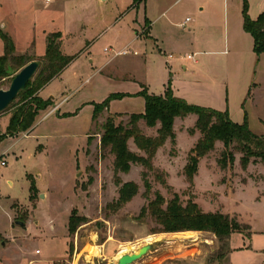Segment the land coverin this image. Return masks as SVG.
<instances>
[{
	"label": "rangeland",
	"instance_id": "rangeland-1",
	"mask_svg": "<svg viewBox=\"0 0 264 264\" xmlns=\"http://www.w3.org/2000/svg\"><path fill=\"white\" fill-rule=\"evenodd\" d=\"M131 2L0 0V30L11 36L14 55L40 60L24 94L0 112V136L5 137L0 143V264H116L123 247H128L124 254L131 253L152 240L157 248L132 264H229L228 242L221 243L212 232L154 233L160 225L141 210L156 191L166 199L176 192L184 204L192 197L205 212L229 214L245 226L244 233L264 232L260 162L244 171L236 153L234 164L222 169L218 159L225 146L218 141L199 159L196 183L187 182L183 167L200 137L188 132L194 116L175 119L176 144L169 141L158 149L153 170L136 163L119 173L122 183H136L138 192L120 208H107L118 199L121 185L114 156L101 150V125L108 115L127 122L128 113L143 112L145 89L164 95L170 86L188 103L226 111L234 122H246L264 136V51H255L244 28L245 9L256 19L264 13V0H145L130 7ZM145 16L152 22L147 33L155 40L146 34L136 37L131 53L115 56L135 30L143 34ZM188 16L192 21L183 27ZM52 34L63 53L75 57L41 88L37 74ZM196 51H204L196 57L200 63L186 59L187 70L181 66L184 59L168 55ZM8 63L15 73L22 69ZM15 73L0 81V89L9 87ZM117 94L122 96L110 98ZM39 98L51 104L36 113L25 131L10 130L16 111ZM109 98L110 112L103 109L93 120L94 105ZM157 127L143 131L156 135ZM129 147L146 155L133 139ZM158 170L166 183L157 178ZM144 171L152 186L148 196ZM72 214L88 219L74 234L68 230ZM243 240L238 235L232 243ZM255 243L264 246V233H257ZM235 258L238 264H264V251L253 256L238 252Z\"/></svg>",
	"mask_w": 264,
	"mask_h": 264
},
{
	"label": "trees",
	"instance_id": "trees-1",
	"mask_svg": "<svg viewBox=\"0 0 264 264\" xmlns=\"http://www.w3.org/2000/svg\"><path fill=\"white\" fill-rule=\"evenodd\" d=\"M145 0H133L131 7L138 6ZM147 23V22H146ZM244 28L253 37L254 49L257 53L264 51V13L256 19H252L247 10L244 11ZM59 36V33H57ZM0 36L4 42V54L0 55V81L12 75L11 71L16 72L8 62L25 66L34 60L25 55H14L15 44L6 33L0 30ZM61 41L54 35L48 36L46 51L41 60L43 65L37 74L39 87H43L59 75L63 69L72 62L75 56L65 55L62 51ZM40 61V60H39ZM29 83V82H28ZM28 85V84H27ZM24 94L22 90L18 97ZM145 98V110L141 113H131L127 122L116 121L115 115H108L101 125L100 147L102 151L108 150L113 156V170L119 187L118 199L109 204V207L120 208L138 192V186L134 182H123L119 173L129 172L133 164H142L148 170H153V158L158 149L167 140L173 145L176 144V132L174 123L176 118H186L190 114H195L197 119L195 125L188 129L194 135L200 133L193 152L188 157L184 166V175L190 185L194 184V177L198 173L200 158L208 155L216 148L218 141L224 143V150L221 153L218 163L222 169L229 168L235 162L236 153H240L239 163L242 170L246 171L252 162H260L264 165V136L255 133L246 122H234L228 112L219 111L195 104H190L186 99L174 95L170 86L164 95L150 94L147 89L142 92ZM122 96L121 94L111 95V97ZM109 99L94 105L93 120H96L103 109H109ZM34 102V103H31ZM30 103L23 105L14 114L9 129L14 132L25 131L34 121V117L39 110L47 108L51 103L43 99H32ZM118 116V114H117ZM140 122H145L149 128L157 127L156 135L146 134ZM0 136V143L4 140ZM133 139L138 149L146 155L134 152L129 147V141ZM199 155V157L196 156ZM157 178L166 183L165 176L158 170ZM145 194L148 196L152 190L148 173L143 172ZM149 213L160 226L154 233L177 232L187 230L209 231L215 234L217 239L223 243L228 242L231 235L235 232L244 233L245 226L237 218L222 212H205L197 202L190 197L184 204L178 193H173L172 198L166 199L163 194L156 191L155 197L150 199L148 204L143 206L141 214ZM88 221L85 216L72 214L69 218L68 230L74 234L76 229ZM250 237L251 233H245ZM74 248V243H69V252Z\"/></svg>",
	"mask_w": 264,
	"mask_h": 264
},
{
	"label": "crops",
	"instance_id": "crops-1",
	"mask_svg": "<svg viewBox=\"0 0 264 264\" xmlns=\"http://www.w3.org/2000/svg\"><path fill=\"white\" fill-rule=\"evenodd\" d=\"M132 2H133V0H132ZM132 2H131V5H132ZM131 5H130V7H131ZM189 17V16H188ZM190 18V17H189ZM186 19H187V17H186ZM186 19L181 23L182 24V26H183V23H185L186 22ZM191 21H192V19L190 18L189 19V21H187L186 23H185V26H183V27H187L190 23H191ZM147 22V25H146V27H145V31L143 32V34H140V32L138 31V30H135V35H133V37H132V39L130 40V42L128 43V45H126V46H130L131 45V43H133L135 40H136V37L138 38L139 36L141 37L142 35H144V34H146V36L148 37V38H151V40H155L154 39V37H151V35H149L147 32H149V29L151 28V20L147 17V16H145V23ZM189 23V24H188ZM189 29H190V27H189ZM252 36V35H251ZM253 38V37H252ZM126 46H124V47H122V48H120V49H123V48H125ZM130 49V48H129ZM131 50V49H130ZM118 51H120V50H118ZM132 51V50H131ZM159 51L161 52L162 50L161 49H159ZM117 52V51H116ZM202 53H204V51H196L195 53H193V54H195L196 55V57H197V55H200V54H202ZM120 55H124V54H120ZM169 55V57L171 58V59H174V60H182V59H184L185 60V62L181 65L185 70H187L188 69V64H187V61H186V59L185 58H182L183 57V55H178V54H173V53H170V54H168ZM115 56H119V55H117V54H115ZM191 61H193V60H191ZM194 62V64L196 65H199V63H200V60L199 59H197L196 58V60L195 61H193ZM196 65V66H197ZM41 94H42V90H41ZM43 96V95H42ZM51 96H54V95H51ZM54 97H56V96H54ZM185 99V98H184ZM63 102V100L62 101H60L59 103H62ZM61 105V104H60ZM109 110V109H108ZM94 111V110H93ZM109 112H110V110H109ZM112 113V112H111ZM122 113H125V114H127L128 112H122ZM50 114H52V112L50 113ZM118 114V113H117ZM120 114V113H119ZM128 114H131V113H128ZM93 116V115H92ZM193 116H194V118L196 119L197 117H195L196 115L195 114H190V116L188 115V117H192L193 118ZM192 119V120H195V119ZM182 119V118H181ZM177 120V119H176ZM176 120H175V123H176ZM196 121V120H195ZM140 125H141V127H142V129L146 126L145 125V122H140ZM174 128H175V126H174ZM196 134V133H195ZM194 134V135H195ZM148 135H151V134H148ZM176 136H177V134H176ZM196 138V140H197V137H195ZM170 140H167L166 142H169ZM197 142V141H196ZM166 144V143H165ZM163 147V146H162ZM161 149V147L159 148V150ZM191 149V148H190ZM158 150V151H159ZM185 166V165H184ZM184 168V167H183ZM198 170H200V169H198ZM196 176H197V174L195 175V177H194V182L196 183ZM250 232H251V235H250V237H248V236H246L245 235V233H238V232H235V233H233L232 235H231V237H230V239H229V247H230V249H229V264H238L237 263V261H236V258H235V255L238 253V252H244L247 256H253V255H257L258 254V252H262V251H264V246H257L256 245V243H255V239H256V235H257V233H264V232H262V231H260V232H258V231H253L252 229L250 230ZM238 235H242L243 236V239H245V240H243L241 243H235V244H233L232 243V241H233V238L235 237V236H238ZM246 264H250L249 262L248 263H246ZM251 264H253V263H251Z\"/></svg>",
	"mask_w": 264,
	"mask_h": 264
},
{
	"label": "water",
	"instance_id": "water-1",
	"mask_svg": "<svg viewBox=\"0 0 264 264\" xmlns=\"http://www.w3.org/2000/svg\"><path fill=\"white\" fill-rule=\"evenodd\" d=\"M39 66V60H32L22 67V69H20L17 73L11 71V73H15V75L9 87L7 89H0V112L5 110L10 103L18 97L19 93L26 88L28 82L36 73ZM196 156L199 157L198 154H196ZM42 196H44V194H42ZM156 248V243H146L134 252L121 255L116 264H132L149 254V252L154 251Z\"/></svg>",
	"mask_w": 264,
	"mask_h": 264
},
{
	"label": "built area",
	"instance_id": "built-area-1",
	"mask_svg": "<svg viewBox=\"0 0 264 264\" xmlns=\"http://www.w3.org/2000/svg\"><path fill=\"white\" fill-rule=\"evenodd\" d=\"M189 19L190 18L187 17L186 22L189 21ZM185 23H183V26H185ZM106 50H107V48H106ZM131 52L132 51L129 49V47L126 46L125 48L121 49L120 51H117L116 54L120 55V54H127V53H131ZM134 53H137V51H134ZM182 58L195 61L196 60V55L195 54H188V55L183 56ZM1 164L5 165L6 164V160H2Z\"/></svg>",
	"mask_w": 264,
	"mask_h": 264
},
{
	"label": "bare ground",
	"instance_id": "bare-ground-1",
	"mask_svg": "<svg viewBox=\"0 0 264 264\" xmlns=\"http://www.w3.org/2000/svg\"><path fill=\"white\" fill-rule=\"evenodd\" d=\"M186 232H193V231H186ZM157 235V234H156ZM155 238V237H154ZM149 239H151V238H149ZM155 240V239H154ZM149 241V240H148ZM153 241V240H152ZM151 241V242H152ZM131 247V246H130ZM128 250V247L127 246H125V247H123L122 248V250L119 252V254H118V256H117V261H118V259L121 257V255H123L126 251ZM114 261H116V260H114Z\"/></svg>",
	"mask_w": 264,
	"mask_h": 264
}]
</instances>
